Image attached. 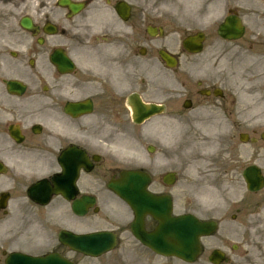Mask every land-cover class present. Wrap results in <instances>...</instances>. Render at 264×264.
Instances as JSON below:
<instances>
[{
  "label": "flooded vegetation",
  "instance_id": "flooded-vegetation-1",
  "mask_svg": "<svg viewBox=\"0 0 264 264\" xmlns=\"http://www.w3.org/2000/svg\"><path fill=\"white\" fill-rule=\"evenodd\" d=\"M130 5V0H0V264L13 252L50 249L51 212H61L66 203L35 204L28 189L37 181L28 173L40 174L37 168L52 163L57 167L61 151L82 146L81 103L90 101L93 118L94 111L124 117L132 73L140 75L143 99L157 92L148 86L147 49L158 47L147 34L146 15L129 13L124 20L116 13V7L130 11ZM141 47L146 48L142 57ZM132 49L137 54L133 66ZM199 89L189 92L193 108L200 106ZM257 123L246 116L236 124L251 140L245 151L238 150L239 177L252 165L264 175V136ZM259 203L251 208L259 209Z\"/></svg>",
  "mask_w": 264,
  "mask_h": 264
},
{
  "label": "rangeland",
  "instance_id": "rangeland-1",
  "mask_svg": "<svg viewBox=\"0 0 264 264\" xmlns=\"http://www.w3.org/2000/svg\"><path fill=\"white\" fill-rule=\"evenodd\" d=\"M148 1V0H147ZM259 1V0H258ZM258 1L253 0H211L209 2V6H211L212 2L216 4L214 9L219 10L218 12V18L215 20L214 24L210 28H203L201 26H185L184 29L179 30L178 23L173 15V12L171 10L165 11L162 10V8H158V10L161 13H170L173 16V20L170 22L172 25V32H176L178 35V31H180V34L183 36L187 33H192L196 31H202L205 34L209 36V39L207 44L205 45L204 49V55L209 58L211 55H215L214 52L217 50L218 52L223 53V59L220 61L222 62L221 67L224 68L225 77L224 81L227 83V85L232 89V92L236 95V101L240 105L243 102H246V100H249L248 96H246L245 89L249 86L250 83L253 84V82L259 81L260 79H264V64H260L258 60H256L254 66L251 69L252 76L250 77L249 82L239 80V73L238 68L236 66H239V59L237 57V54L235 53L234 49H231L227 45H223L219 42H215V40L212 37H215L214 31L216 28V23H218L223 15L226 13V10L229 8H234L239 10V12L245 16L246 20L250 23H254L255 20V14H259L261 12V9L264 8V4H259ZM169 4L172 7V0H158V4ZM251 7H254L256 10H250ZM221 8V9H219ZM248 9V10H246ZM253 14V16H252ZM186 24V23H185ZM169 25V22H168ZM214 40V41H213ZM244 49L246 50L247 47L244 46ZM259 53V52H258ZM258 53L257 56L258 57ZM257 59V58H256ZM209 62H212L213 59H209ZM189 61L185 62L186 65H189ZM260 64V65H259ZM259 65V66H258ZM218 72V70H216ZM257 73V76L255 78V75ZM246 76L250 75V72H247L245 74ZM256 85V84H255ZM257 90L250 91L249 94H260L258 97L259 100H257L258 108L264 109V84L256 85ZM254 98V97H253ZM255 102V104H256ZM250 105V101L247 102ZM254 104V106H255ZM188 122L189 119L186 115L180 118V126L183 129H188ZM180 127V129H181ZM183 132V130L181 129ZM136 136H139L138 132L135 133ZM180 132L178 131V127L176 130V137L175 141H177L176 144H174V141H172V144L170 147L161 146L159 149V152L155 156H147V169L150 170L153 174L159 173L160 171L163 172L165 169H172L177 171L179 175V181L177 184L178 191L175 195V200L181 206V210H187L191 207H197L200 210L204 209L207 213H212L213 210H216L214 213H217L219 215L224 216L225 224L220 229L218 235L216 238L220 237V233L227 236L229 238V242L236 244L241 243L243 245L242 252L247 253V259L249 263H251L252 255L258 253L256 249H254V243L257 246V248L264 247V229L258 230V228L249 229L239 227L238 225H235L230 222L229 218L232 213H234V204L233 201L236 199V195H238L239 187L234 179L229 180H223L221 177H219V181L213 182L208 181L206 185H204L205 188H209L212 190L213 194H215L216 197H214V201H210L208 203L205 200V194L203 191L200 190L197 191L194 186L197 183L194 179L195 176L192 175L190 172L192 169L189 167V158H188V145L178 141L179 137L178 135ZM163 135V134H162ZM161 135V137H162ZM162 160L165 163L170 164V166H165L166 168H158L156 163ZM156 175V174H155ZM204 182L201 181L202 184ZM202 187V188H203ZM201 188V189H202ZM261 221H264L262 219ZM215 239H213L214 241ZM248 250V252L246 251ZM245 257V256H244ZM236 260V257L234 258ZM251 259V260H250ZM254 261V260H252ZM255 262V261H254Z\"/></svg>",
  "mask_w": 264,
  "mask_h": 264
},
{
  "label": "water",
  "instance_id": "water-1",
  "mask_svg": "<svg viewBox=\"0 0 264 264\" xmlns=\"http://www.w3.org/2000/svg\"><path fill=\"white\" fill-rule=\"evenodd\" d=\"M131 177L128 180L131 183H135L139 176L138 174H129ZM142 180L141 178L139 179ZM133 188H127L125 191L119 189V192L122 194L123 198L126 199L132 209L137 213H145L148 212L153 216H157L160 219V225L158 231L166 233L169 230H172L175 234H178V254L186 255V258H192L195 250H196V234L200 233L199 229H194L195 225L190 224L186 219H181L178 221H172L171 218H168L167 211L169 209L168 204L162 203L159 199H154L150 197L147 193L142 192L141 194L134 192L131 194ZM188 229L194 233L181 234L180 230ZM155 237V236H153ZM154 248L161 249L164 248L162 245L160 247L159 244H152ZM196 253V252H195ZM60 264V262L54 263Z\"/></svg>",
  "mask_w": 264,
  "mask_h": 264
},
{
  "label": "bare ground",
  "instance_id": "bare-ground-1",
  "mask_svg": "<svg viewBox=\"0 0 264 264\" xmlns=\"http://www.w3.org/2000/svg\"><path fill=\"white\" fill-rule=\"evenodd\" d=\"M210 1L211 0H174L177 19L180 23H186V25L195 24L201 27H208L210 23L218 17L219 12V10L214 9L216 6L214 2H212L211 6L208 8ZM259 33L262 34V38L264 39V24L262 23ZM249 59V56L244 57V61H249ZM259 82L263 83L264 79H260ZM165 140H169V137H166ZM162 141L163 139L160 140V142ZM185 142L191 145L193 143L197 147H204L211 152L218 146L208 135H195L189 134V132L185 134Z\"/></svg>",
  "mask_w": 264,
  "mask_h": 264
}]
</instances>
